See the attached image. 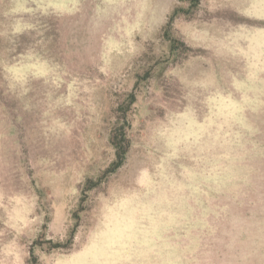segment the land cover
Wrapping results in <instances>:
<instances>
[{"label": "rangeland", "instance_id": "374dc122", "mask_svg": "<svg viewBox=\"0 0 264 264\" xmlns=\"http://www.w3.org/2000/svg\"><path fill=\"white\" fill-rule=\"evenodd\" d=\"M32 258L264 264V0H0V264Z\"/></svg>", "mask_w": 264, "mask_h": 264}, {"label": "trees", "instance_id": "16d2710c", "mask_svg": "<svg viewBox=\"0 0 264 264\" xmlns=\"http://www.w3.org/2000/svg\"><path fill=\"white\" fill-rule=\"evenodd\" d=\"M128 103L130 104L131 100H129ZM126 108L128 107L127 106L125 108L123 106L119 107V109L123 111H125ZM109 140L115 150V160L108 167L107 172H111L116 168H118L123 163L126 156V152L129 146V137L127 136L124 119H122V122L119 124V126L115 127V129L113 130L112 134L109 137ZM52 244L53 245L51 244L50 245L53 247L59 246V243H52ZM32 264H37L35 258H32Z\"/></svg>", "mask_w": 264, "mask_h": 264}]
</instances>
